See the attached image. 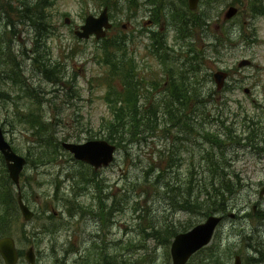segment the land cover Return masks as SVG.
<instances>
[{"label":"rangeland","instance_id":"obj_1","mask_svg":"<svg viewBox=\"0 0 264 264\" xmlns=\"http://www.w3.org/2000/svg\"><path fill=\"white\" fill-rule=\"evenodd\" d=\"M207 1L204 0L205 3ZM12 2L17 4L15 0ZM201 3L199 8L205 6L203 2ZM8 5V0H0L2 8H7ZM231 5L238 6L241 13L234 22L226 26L227 30L242 29L246 34L243 33L242 38L231 43L220 56L213 57L209 53L211 57L204 69L208 74H213L220 69L229 71L233 76V81L229 80V83H232L235 89L231 94L225 95L223 92L217 96L216 104L212 102L206 114H209L211 119L219 117L225 120L231 113L237 114L239 106V109L246 111L254 116L256 121L264 124V17L253 15L250 6L245 1L220 0L214 5V24L210 28L209 41H213V35L220 32L215 33V26L224 23V15ZM1 7L0 27L6 20V17L1 14ZM103 8L100 7L98 0H56L55 6L48 9L50 20L56 27V35L47 40L50 54L56 62L62 65L66 80L74 82L76 90L67 84L57 86L38 75L36 78H28L30 86L37 89V94L31 98L25 94V91H22L21 87L13 83L8 82L0 86V89L8 92L11 97L8 99L0 96V126L4 129L6 138L20 153L28 155L36 140L31 128L21 122L22 116L26 114L43 115L49 120L52 112L61 113L62 121H58L55 127L49 125L48 128L60 140L70 136L69 141L78 143L87 140L89 134L101 132L103 126L113 119L112 110L105 99L107 86L99 83V79L108 74L106 65L99 62L101 55L99 48L103 46V43L95 38L80 40L75 36V31L84 23L86 16L90 14L98 16ZM65 14L68 15L65 16ZM114 14L122 20L121 25L129 24L132 28L130 18L126 19L125 14L115 12ZM66 18L70 20L69 24L65 23ZM138 18L144 22L140 15ZM244 22L250 24L254 37H250L247 33L252 29L248 28ZM135 25L133 28L134 41L129 46V53L135 57L140 74L145 80L158 79L162 75L160 62L149 54V42L145 38L147 35L142 34L146 32L145 29L142 30L143 24ZM17 29L19 34L13 46L21 54L26 48L31 49L34 31L27 25H20ZM127 33L130 34V31L127 30ZM168 36L170 43L174 44L175 32L171 28ZM251 38L256 40L249 41ZM245 59L252 64L240 68L239 63ZM20 60L25 74L31 77L35 72L33 61L25 55ZM212 88V83H209L207 89ZM245 89L249 92L246 93ZM223 96L232 101L234 109L226 108L222 111V107L218 108L226 100ZM34 102L40 105L37 106ZM38 107L41 109L40 112L36 110ZM222 112L224 114L220 117ZM238 117L241 120L244 114L239 111ZM230 121H237V119H233L232 116ZM78 122H82L84 130L89 131L80 133L79 128L76 127ZM241 125V123L236 124L235 127L240 128ZM261 126L264 127V125ZM208 128L216 129L217 126L208 124ZM162 138V134L159 133L157 137L151 136L141 142L132 143L126 148H120L116 162L101 170L99 179L96 180L101 191L104 192L103 197L99 196L96 185H92L88 192L77 198L74 191L64 194L69 200L67 204L64 200L54 199L55 187L51 182L53 175L58 171V166L35 169L30 163L26 174L36 173L37 182L40 183V185L35 183L31 189L34 192V198L31 201L33 208L37 209L54 203L56 213L60 214L63 205L66 204L68 209L65 206L64 216L69 217L70 214L75 224L71 227L70 225L64 226V230L56 238L57 233L49 228L53 221L48 218L49 212L45 216H37L28 223L20 220L11 229L13 237L17 240V247L25 251L30 247L37 249V264H66L68 262L79 264L77 262L79 251L90 250L92 256L98 257L116 254L115 256L119 258L118 264H172L170 254L174 237L172 232L184 231L207 218L204 210L194 209L195 206L190 205L191 203H182V198L186 196L187 200L191 199L192 190L197 186V178L209 175L203 173L202 165L197 157H189L187 153L191 151V148L188 145H181L180 142L178 144L181 145L180 155L184 158L177 170H169L172 176L179 178L180 186L171 191L164 185L171 182H167L169 179L167 176L155 179L158 173L147 172V170L151 162L159 155L161 145L169 144L168 140ZM172 140L174 141L173 138ZM205 146L210 148L209 145ZM215 150L218 152L219 149ZM257 153L256 149L250 147L239 144L235 147L228 145L227 154L231 160L232 170L236 173V179L237 175L241 179L236 189L239 193H233L231 197L233 205L230 212H234L237 216L236 218H225L208 249L197 257L195 256L189 264H203V260L211 264V251L216 250V247H219V254L224 260L226 254L229 253L225 245L230 246L233 252L228 264H234L236 254L245 255L244 264H250L247 260V255H250L248 245L246 241H240V235L254 228L257 217L260 215L259 201L261 202L259 207L264 209V198H259V191L264 186V157ZM157 165L163 174L167 173V161L158 162ZM191 170L193 174L190 173ZM198 172H200L199 175H197ZM72 179L78 180L77 176ZM186 185L189 187L187 188ZM206 187L212 188L210 176L205 181ZM106 194H111V196ZM101 199L111 206L109 212L115 215L112 226L107 229L101 228V221L94 218L91 213L82 211L79 205L81 202L86 208L91 209V205L94 204L93 208L97 210ZM229 214L227 213V216ZM248 214L250 217L247 216ZM45 229L54 234H50ZM86 233L98 236L96 239H91L90 236H86ZM260 233L264 234V227ZM69 236L73 239L72 242L69 241ZM161 236L164 239L168 237V240H162ZM64 244L71 245L73 254L68 259L63 258ZM116 257L113 259L114 262H116ZM92 261H95L93 264H99L97 262L99 260L94 257ZM20 264H28V262L23 258Z\"/></svg>","mask_w":264,"mask_h":264},{"label":"trees","instance_id":"obj_2","mask_svg":"<svg viewBox=\"0 0 264 264\" xmlns=\"http://www.w3.org/2000/svg\"><path fill=\"white\" fill-rule=\"evenodd\" d=\"M100 1L107 6H111L110 3L112 1L116 5L121 0ZM55 3L56 0H21L20 5L17 7L10 4L7 8L0 6L1 14L6 17L2 27H0V83L6 84L7 81H11L16 85L17 82L23 83L25 81L24 79H19L23 78L22 74L24 70L22 69L19 57L14 54L12 46L13 39L19 34L17 28L20 25H27L34 31L30 50L32 52L31 59L33 60L35 73L42 74L55 84L61 83L60 75H63V71L59 65L48 64L51 58L47 40L56 33V27L50 20L48 9L54 7ZM202 13L203 17L206 18L208 11H203ZM196 22L205 23L204 19H197ZM121 37L124 39V42L122 39H116V37L110 40L106 39L103 52L105 56L102 61L105 65L115 69L117 77L106 78L109 85L106 100L116 109L114 120L106 127L107 134L105 139L120 148H126V145L141 142L143 139L151 136L157 137L161 133L162 139L168 140L169 145H166L151 162L147 172L158 173L155 179L167 176L169 178L167 182H171L164 185L171 191H174V189L180 186V180L172 176L169 170H174L175 167L179 166L180 160L177 158V153L180 151L181 145L199 146V142L202 140L212 144V141L217 136H223L225 140L227 138L231 143L235 142L236 146L243 141L240 140L239 135L234 133L232 126L225 125L223 121L216 119V121L220 122L221 130H204L203 126L205 123L200 121L199 115H195V118L186 113V109H188V106L193 101H195V104L205 105L204 100L201 99L202 97H206L208 93H218L213 89L210 92L206 91L208 84L213 83V79L208 78L207 74L203 70H200L202 66L206 65L209 53L211 55H220L223 49L242 38V32L226 30L222 34L213 35L214 40L211 45L202 46V49H200V45L196 46V43L201 38H208V34L192 36L185 34L177 35L178 40L184 41L188 40V37H193L194 41H188L189 51L186 56L184 54L172 59V56L164 48L163 54L160 57L164 64L167 65L169 63L168 65L172 70H180L176 71L173 75L169 74L170 78H163L162 81L154 82L153 84L140 79L136 71L132 72V70H129L127 65L129 60L126 57L128 41H126L125 34L122 33ZM30 50L25 49V56H30L28 54ZM112 82L116 83L117 86H112ZM151 85L154 86L157 92H160L159 99H153V93L148 89ZM0 94L7 96L4 92H0ZM141 95L149 98V107L145 110L138 104ZM160 110H163V112L158 113ZM245 121L247 125L249 124L251 130H256V127L259 126V130L262 129L263 134L261 142H258L261 146L258 145L257 140L256 143L254 142L255 138L252 134H255V131L251 132L245 138V141H247V144L256 146V148L264 152V127H261L257 122L249 118H245ZM27 122L31 124L34 130L33 135L36 137L33 155L35 152L37 155L45 156H56L64 153L61 143L69 141L70 136H66L60 141L58 136L54 132H50L48 127L33 114L30 118H27ZM178 140L181 142V145H178ZM204 159L207 161V169L204 173H207L211 177L212 188H205V181L209 176L204 178L198 177L196 180L197 186L196 189L192 190L191 199L187 200V197L184 196L182 203H191L190 205L195 206L193 207L194 209L204 210L205 216L214 214L227 216L233 205L231 200L232 195L239 193L236 189L241 179L238 175L236 179V173L232 170L230 160L226 159L222 147L220 157L211 160H207L206 157ZM41 161L43 162L44 160ZM166 161L168 169L167 173L163 174L157 163ZM79 164L84 166L81 163ZM96 174L94 172V175ZM79 175L81 177L84 173L80 172ZM14 195L13 186L6 169L5 171L0 169V237L6 235L12 236V226L18 222L16 215L17 205ZM259 213L260 215L257 217L258 220L254 229L240 235V241H246L249 248L248 251L251 253V255H247V260L250 264H264V240L261 235H259V238L256 236V230L259 231L261 225L264 226V210L260 209ZM161 239L167 241L168 237L164 239L161 236ZM225 249L229 253L226 254L224 260L219 254V247L211 251V264H224V262L228 264V260L232 258L231 254L233 252L228 245H225ZM104 262L105 264H110L107 257H105ZM207 262L205 260L202 261L203 264H207ZM118 263L119 258L117 257L115 264ZM0 264H3L1 258Z\"/></svg>","mask_w":264,"mask_h":264},{"label":"water","instance_id":"obj_3","mask_svg":"<svg viewBox=\"0 0 264 264\" xmlns=\"http://www.w3.org/2000/svg\"><path fill=\"white\" fill-rule=\"evenodd\" d=\"M198 1L199 0H189L190 8L195 9ZM236 13L237 10L231 8L226 17L231 18ZM104 28H111L107 9L99 18L89 16L86 20V24L76 33V35L80 38L88 39L92 34H96L97 38H101L106 35ZM247 64H249V62L244 61L241 63V66ZM226 77L227 74L223 72L215 74V80L219 89L224 86ZM64 147L74 154L77 160L86 162L92 165L95 169L109 166L114 160V153L116 150L115 146L110 145L106 141H90L85 144L65 143ZM0 151L8 163L11 178L16 185H19L20 174L26 161L24 158L13 152L11 146L5 140L2 129H0ZM263 195L264 188L261 191V197ZM19 205L25 220H30L33 217V213L24 204L21 196L19 197ZM220 222L221 218L212 216L206 223L197 226L187 234L178 236L171 249L173 264H186L193 254L211 241L215 228ZM0 254L6 264H17L19 258L18 251L12 238L0 239ZM27 259L33 264L34 258L32 251L27 254ZM235 264H242L240 257L236 258Z\"/></svg>","mask_w":264,"mask_h":264},{"label":"flooded vegetation","instance_id":"obj_4","mask_svg":"<svg viewBox=\"0 0 264 264\" xmlns=\"http://www.w3.org/2000/svg\"><path fill=\"white\" fill-rule=\"evenodd\" d=\"M159 1L160 0H141V2L143 3L141 12L144 16H146V19L148 20L145 23V29L152 30V32H155L154 30L160 26V22L157 21Z\"/></svg>","mask_w":264,"mask_h":264},{"label":"bare ground","instance_id":"obj_5","mask_svg":"<svg viewBox=\"0 0 264 264\" xmlns=\"http://www.w3.org/2000/svg\"><path fill=\"white\" fill-rule=\"evenodd\" d=\"M91 207H94V204H92Z\"/></svg>","mask_w":264,"mask_h":264}]
</instances>
